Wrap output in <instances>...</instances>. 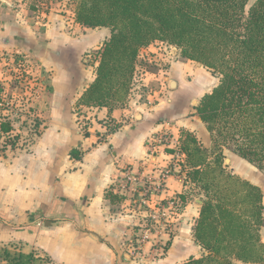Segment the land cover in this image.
<instances>
[{
  "label": "crops",
  "instance_id": "obj_1",
  "mask_svg": "<svg viewBox=\"0 0 264 264\" xmlns=\"http://www.w3.org/2000/svg\"><path fill=\"white\" fill-rule=\"evenodd\" d=\"M27 1L0 0V57L23 53L40 83L26 94L15 83L4 92L23 105L35 127L6 121L20 128L13 133L27 139L22 143L15 135V145L0 151V264H8L4 251L24 258L33 253L45 264H179L206 254L193 235L202 195L186 179L187 167L173 162L171 149L154 154L148 146L150 138L164 133L172 144H180V132L186 130L210 150V132L196 114L187 117L181 104L203 87V74L191 70V61L182 60L175 47L154 41L139 49L132 88L122 105L77 106L95 77V51L110 29L82 27L74 12L60 10V0H35L44 7L27 6ZM187 74L192 80L183 86ZM195 77L200 85L191 87ZM146 82L162 86L156 91ZM165 85L174 94L164 92L163 100ZM104 123L116 127L106 132ZM72 150L80 153L79 159L71 156ZM228 153L224 151L232 173L264 187V173ZM164 166L171 167L170 173L163 178L162 193L152 198L178 200L172 229L162 234L157 251L151 243L134 250L146 211L138 196L121 186V173L140 170L155 183ZM180 194H185L183 200ZM260 240L264 243V227ZM232 264L250 263L233 258Z\"/></svg>",
  "mask_w": 264,
  "mask_h": 264
},
{
  "label": "trees",
  "instance_id": "obj_2",
  "mask_svg": "<svg viewBox=\"0 0 264 264\" xmlns=\"http://www.w3.org/2000/svg\"><path fill=\"white\" fill-rule=\"evenodd\" d=\"M247 2L77 0L74 10L82 27L110 29L95 51V77L77 106L122 105L132 88L138 51L154 41L175 47L182 60L198 63L217 79L194 107L211 134L210 150L191 132H180L186 179L203 193L193 235L206 254L179 264H232L233 258L264 264V187L223 166L227 150L264 172V0L245 10ZM11 126L1 122L0 129L7 132ZM15 138L4 142L13 147ZM70 154L80 158L76 150ZM2 255L8 264L40 260L33 253Z\"/></svg>",
  "mask_w": 264,
  "mask_h": 264
},
{
  "label": "built area",
  "instance_id": "obj_3",
  "mask_svg": "<svg viewBox=\"0 0 264 264\" xmlns=\"http://www.w3.org/2000/svg\"><path fill=\"white\" fill-rule=\"evenodd\" d=\"M57 1V0H50ZM33 62L25 57L23 53H9L0 57V124L1 122H19L26 123L28 126L34 129V119L31 116H26L21 110L23 105L16 103L12 98H8L5 95L6 86L10 83H15L18 86H22V94H26L32 87H39L40 83L35 76ZM23 96V95H22ZM22 96L20 97L22 99ZM20 99L19 97H17ZM25 102L28 103L26 100ZM106 132H110L116 126L114 124L104 123ZM20 128L11 127L7 132H3L0 129V145L1 149H10L11 145L5 143V137L9 140H14V130ZM32 130V129H31ZM16 142V140H15ZM5 143V144H4ZM5 146V148H4ZM150 153L166 152L171 149V156L173 162L177 166L186 167L185 165V153L180 148V144H172L170 136L168 134H160L150 138L149 140ZM186 169V168H185ZM171 167L164 166L160 171V176L155 183H152L147 176H142L140 170L133 172L130 168H125L120 177L121 186L129 188L134 192L139 199V203L145 209V223L141 227L138 242L134 246V250H138L145 243H151V248L155 251L159 249V240L162 234H168L172 229L171 217L174 214L178 200L175 197H164L159 200H153V196L163 191V178L170 173ZM154 251V257H157Z\"/></svg>",
  "mask_w": 264,
  "mask_h": 264
},
{
  "label": "rangeland",
  "instance_id": "obj_4",
  "mask_svg": "<svg viewBox=\"0 0 264 264\" xmlns=\"http://www.w3.org/2000/svg\"><path fill=\"white\" fill-rule=\"evenodd\" d=\"M61 1V4L62 5H64L63 7H61V9L60 10H65V9H67V11H70V13H72V12H74V10H75V7H76V4H77V0H60ZM59 1V2H60ZM254 1L255 0H248V2H247V5H246V7H245V10H247L248 8H249V6H251L253 3H254ZM53 2V1H52ZM42 5L41 7H44V5L41 3V2H36L35 0H28L27 1V3H26V5L27 6H31V7H34V5ZM37 13V12H36ZM67 14V13H66ZM188 67L191 69V70H193L194 72H198V73H202L203 74V76H202V82L204 81V85H203V87L202 88H199V89H196V90H193V91H191L190 93V95H187V96H185V97H183L184 98V101H182L181 102V104L183 105V107H184V114L187 116V117H189V118H191L192 117V114H195V109H194V107L198 104V102H199V100H200V98L203 96V94L206 92V91H209L210 89H211V86H213V84H215L216 82H217V79L215 78V77H213V79H212V76H211V74L209 73V71H207L206 69H204L203 67H201L198 63H195V62H189L188 63ZM149 67H151V68H149L150 70H153V68L152 67H154V68H156V66L155 65H153V64H151ZM154 71V70H153ZM196 76V75H195ZM192 75H189V74H187L184 78H183V80H182V84H183V86H184V84H185V86L186 85H189V83L191 82V80H192ZM154 82V81H153ZM200 83V81H199V78L198 77H195L194 78V83H193V81H192V84H191V87L192 86H198V85H200L199 84ZM146 84H147V86H149V87H151V89H156V91H158L159 89H160V87L162 86H157L156 87V85L154 86V85H151L150 86V84L148 83V82H146ZM165 89V91L164 90H162L163 92H161L160 93V95L163 97V100L165 99V97L163 96V93L165 92L166 93V95H170V94H174V92H173V90H169V89H166V85H165V87H164ZM185 89V88H184ZM183 90V89H182ZM173 92V93H172ZM183 92V91H182ZM182 92H180V93H182ZM179 93H177L176 95H175V100L176 99H179V97H180V95H178ZM159 95V96H160ZM183 96V95H182ZM158 97V95H156L155 96V98H157ZM167 97V96H166ZM157 101L158 100H155V102L157 103ZM194 112V113H193ZM32 130H34L33 128H31ZM22 135V134H21ZM21 135H18L19 136V138H18V140H20V142L22 141V140H26L27 139V135H25L24 137H23V139H20V136ZM24 141H22V143H23ZM0 145H2V144H0ZM2 147L0 146V151L2 150L1 149ZM6 150H8V148H6ZM226 152H227V154H229L228 153V151L226 150ZM228 156L226 155V158H227ZM228 166H229V162L228 163H226V164H224V167H225V169H226V171H228V172H231L229 169H228ZM254 166V165H253ZM255 167V166H254ZM256 168V167H255ZM256 169H258V168H256ZM259 170V169H258ZM260 172H262V173H264L263 171H261V170H259ZM232 173V172H231ZM195 194H200V195H202V197H203V193H202V191L200 190V189H197V191H195ZM13 255H17L16 254V252H15V254H13ZM34 264H45L43 261L41 262V261H39V260H37Z\"/></svg>",
  "mask_w": 264,
  "mask_h": 264
},
{
  "label": "water",
  "instance_id": "obj_5",
  "mask_svg": "<svg viewBox=\"0 0 264 264\" xmlns=\"http://www.w3.org/2000/svg\"><path fill=\"white\" fill-rule=\"evenodd\" d=\"M174 85H175V81L174 80H170V82H169V87L170 88H174ZM223 162H224V164H226V163H228V158H223Z\"/></svg>",
  "mask_w": 264,
  "mask_h": 264
}]
</instances>
